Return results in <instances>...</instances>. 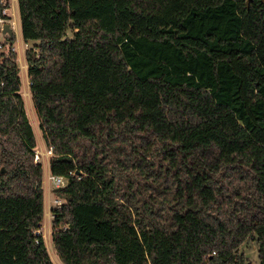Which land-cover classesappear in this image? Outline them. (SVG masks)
<instances>
[{"label":"trees","instance_id":"16d2710c","mask_svg":"<svg viewBox=\"0 0 264 264\" xmlns=\"http://www.w3.org/2000/svg\"><path fill=\"white\" fill-rule=\"evenodd\" d=\"M18 10L25 43H39L26 61L50 172L69 179L51 209L60 261L253 264L240 248L254 241L264 264L261 0H18ZM6 37L0 264H54Z\"/></svg>","mask_w":264,"mask_h":264},{"label":"rangeland","instance_id":"374dc122","mask_svg":"<svg viewBox=\"0 0 264 264\" xmlns=\"http://www.w3.org/2000/svg\"><path fill=\"white\" fill-rule=\"evenodd\" d=\"M14 13L16 15H14ZM11 14H13L12 20L16 21L18 19L16 4L12 3ZM11 25H12V28L14 29V32L17 33V39L14 42V46H15V49L17 51L16 54H17V58H18V64L22 67L21 70H20V77H21V81H22L21 93H22L23 98H24L25 110H26L27 117H28L30 123L32 124V126L34 128L36 139H37V147L35 149V152H37V151L41 152L42 151L43 153H46V155H45L46 158H45V160L43 162L44 166L43 165L42 166H43V170H44L45 185H50L51 183L49 182V180H47L48 179V174H47L48 173L47 172V169H48V166H47L48 165L47 151H49V146L46 144V142H45V140L43 138V134H42V131L40 129V120H39V118H38V116L36 114L35 108L33 106L32 98H31V94H30V89H29V86L27 85V80H26L27 79V75H26V72H25V71H27L26 70L27 69L26 68L27 65H26V63H23L24 62V59H23L24 58V53H23V49H22L23 45H22V42L20 41V37H21L20 36V32H19L20 28H19V26L16 27V25L13 24V23ZM69 36L71 37L72 34L69 33ZM0 43H3V44L5 43V48L3 50L8 52V50L10 48V43L7 42V37L6 36L0 35ZM38 44L39 43L36 42V41H29L28 42V47L29 48H33L34 46H36ZM25 58H26V52H25ZM22 63H23V66H22ZM49 158H52V156L49 157ZM49 189H50V191H48V190L45 191V203H46V206L48 207V211H47V215H46L45 221H43L44 223H43L42 229H41V231L39 233L44 237L47 249H48V251L50 253L51 259L54 262V264H63L60 261L59 255H58L57 251L55 250L54 244H53V237H52L53 230H52V224H51V222L53 220V217L51 216L50 222L48 221L49 216L52 215L51 209L55 205V199L57 200V198L55 196H53L54 195L53 191L55 190L54 186H52ZM51 195H52V201L53 202L51 204V207H49V201H50ZM240 251L245 254L247 259L251 263L258 264V247H257V245H256V243L254 241L246 242L240 248Z\"/></svg>","mask_w":264,"mask_h":264},{"label":"built area","instance_id":"2783aa9c","mask_svg":"<svg viewBox=\"0 0 264 264\" xmlns=\"http://www.w3.org/2000/svg\"><path fill=\"white\" fill-rule=\"evenodd\" d=\"M15 2V3H14ZM12 3L13 4H16V8L18 9V0H10L9 2V7L8 8H5L3 11H2V14H0V32H1V35L2 34V30H3V27L5 24H9L10 27L12 26L11 24H15V21L12 20V17H13V14H11V9H12ZM5 36H8V35H5ZM5 47V44L3 43H0V49H4ZM28 49V48H27ZM13 51L17 52L16 49H15V46L12 48ZM24 52V51H23ZM24 62L23 63H26V75H27V85L29 86V89H30V94H31V85H32V82L30 81L29 79V76H28V64H27V61H26V58H25V53H24ZM18 60V58H17ZM23 63H22V66H23ZM21 66L19 65V69L21 70ZM22 94V93H21ZM23 96V95H22ZM49 154V155H48ZM45 155L46 153H43L42 151H37L35 152V162L36 163H40L44 166L43 162L45 160ZM53 157V148L52 147H49V151H47V160H48V163L50 162V159L49 157ZM71 174H74V173H71ZM49 182L51 183L50 185L54 186L55 189H58L60 187H64L68 184L69 182V179L66 178V177H62V176H54L52 175L51 173L48 174V179ZM51 186V187H52ZM62 205V201L61 200H55V206H61ZM53 217V215H51ZM40 234V233H38Z\"/></svg>","mask_w":264,"mask_h":264},{"label":"crops","instance_id":"0c3cea01","mask_svg":"<svg viewBox=\"0 0 264 264\" xmlns=\"http://www.w3.org/2000/svg\"><path fill=\"white\" fill-rule=\"evenodd\" d=\"M18 6V5H17ZM14 15H16L15 13H14ZM17 17H18V19L15 21V25H16V27L17 26H19V28H20V41L22 42V45H23V51H25L26 52V50H27V48H29L28 47V44L27 43H25V41H24V39H23V37H22V32H21V24H20V15H19V10L17 9ZM11 29L13 30V32H14V29L12 28V26H11ZM17 39V33L16 32H14V40H16ZM25 52H23V53H25ZM48 169H47V174H49V173H51L50 172V162L48 163ZM43 188H45L44 189V197H45V191H50V189L49 188H51V185H45V177H44V180H43ZM53 195V194H52ZM52 195H51V197H50V201H49V207H51V204H52ZM54 196V195H53ZM56 200V199H55ZM47 211H48V207L46 206V203H45V212H44V220L43 221H45V218H46V215H47ZM50 220H51V215L49 216V218H48V221L50 222ZM44 223V222H43ZM51 224H52V222H51Z\"/></svg>","mask_w":264,"mask_h":264},{"label":"water","instance_id":"95a60500","mask_svg":"<svg viewBox=\"0 0 264 264\" xmlns=\"http://www.w3.org/2000/svg\"><path fill=\"white\" fill-rule=\"evenodd\" d=\"M252 0H247V7H250ZM261 2L264 4V0H261ZM3 35H8L10 38L14 39V32L11 29L9 24H5L2 30ZM2 173H4V169L2 170ZM78 174V173H77Z\"/></svg>","mask_w":264,"mask_h":264}]
</instances>
